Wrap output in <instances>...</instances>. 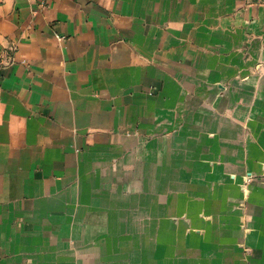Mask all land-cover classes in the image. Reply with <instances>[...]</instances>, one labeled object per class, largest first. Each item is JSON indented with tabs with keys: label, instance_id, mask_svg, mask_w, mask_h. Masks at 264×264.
Masks as SVG:
<instances>
[{
	"label": "crops",
	"instance_id": "crops-1",
	"mask_svg": "<svg viewBox=\"0 0 264 264\" xmlns=\"http://www.w3.org/2000/svg\"><path fill=\"white\" fill-rule=\"evenodd\" d=\"M9 49L0 264H264V0H0Z\"/></svg>",
	"mask_w": 264,
	"mask_h": 264
},
{
	"label": "built area",
	"instance_id": "built-area-1",
	"mask_svg": "<svg viewBox=\"0 0 264 264\" xmlns=\"http://www.w3.org/2000/svg\"><path fill=\"white\" fill-rule=\"evenodd\" d=\"M13 49L8 51H0V79L5 70L14 64Z\"/></svg>",
	"mask_w": 264,
	"mask_h": 264
},
{
	"label": "rangeland",
	"instance_id": "rangeland-1",
	"mask_svg": "<svg viewBox=\"0 0 264 264\" xmlns=\"http://www.w3.org/2000/svg\"><path fill=\"white\" fill-rule=\"evenodd\" d=\"M249 178L252 179V177H249V176H248V177L245 178V181H246V182H249Z\"/></svg>",
	"mask_w": 264,
	"mask_h": 264
}]
</instances>
